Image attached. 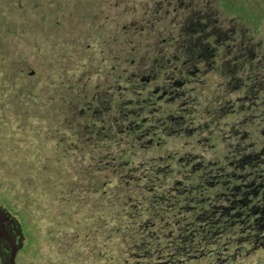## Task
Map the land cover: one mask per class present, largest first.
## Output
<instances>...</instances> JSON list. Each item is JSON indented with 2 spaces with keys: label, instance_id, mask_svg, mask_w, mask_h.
<instances>
[{
  "label": "rangeland",
  "instance_id": "1",
  "mask_svg": "<svg viewBox=\"0 0 264 264\" xmlns=\"http://www.w3.org/2000/svg\"><path fill=\"white\" fill-rule=\"evenodd\" d=\"M112 65L135 77L114 80ZM141 78L143 96L164 91L153 104L159 114L185 118L175 127L185 133L163 137L146 156L186 152L224 166L264 146V26L251 28L218 0H0L1 184L3 158L34 161L23 181L12 180L7 201L0 191V208L20 226L17 212L27 213L31 234L16 264H67L59 227L42 205L50 188L42 179L46 157L59 155L58 110L45 95L72 86L77 108L104 95L118 102ZM250 264H264V255Z\"/></svg>",
  "mask_w": 264,
  "mask_h": 264
},
{
  "label": "trees",
  "instance_id": "2",
  "mask_svg": "<svg viewBox=\"0 0 264 264\" xmlns=\"http://www.w3.org/2000/svg\"><path fill=\"white\" fill-rule=\"evenodd\" d=\"M218 2L251 28L260 31L264 26L263 0ZM111 69L114 80L135 77H125L126 69ZM143 81L124 88L127 99L99 96L95 106L83 103L77 108L72 86L62 88L59 97L55 89V95H45L49 107L58 110L52 119L59 124V158L46 157L47 178L42 179L50 188L42 205L46 218L59 227V249L67 258L62 261L238 264L251 258L250 264L255 255L263 256L264 146L224 166L186 152L146 156L147 151H159L163 137L185 133L175 128L185 118L159 114L153 104L164 91L157 96L154 88L143 96ZM3 161L0 191L7 201L12 180L23 181V172L32 169L34 161L13 156ZM13 191L17 197L27 196L20 189ZM17 214L22 226L15 220L13 228L0 210V233L21 248L24 234L31 232L26 211ZM0 264H9L1 244Z\"/></svg>",
  "mask_w": 264,
  "mask_h": 264
},
{
  "label": "water",
  "instance_id": "3",
  "mask_svg": "<svg viewBox=\"0 0 264 264\" xmlns=\"http://www.w3.org/2000/svg\"><path fill=\"white\" fill-rule=\"evenodd\" d=\"M0 210L6 215V217L10 220L13 225V228L16 227L15 219L12 215H10L7 210L0 208ZM0 244L1 246L8 252V262L9 264H16V255L19 249L17 243L6 236L0 233Z\"/></svg>",
  "mask_w": 264,
  "mask_h": 264
}]
</instances>
